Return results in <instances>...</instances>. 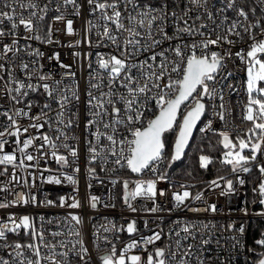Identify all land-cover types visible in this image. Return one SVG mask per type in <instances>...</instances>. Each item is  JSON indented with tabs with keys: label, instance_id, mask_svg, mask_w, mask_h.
I'll use <instances>...</instances> for the list:
<instances>
[{
	"label": "snow or ice",
	"instance_id": "1",
	"mask_svg": "<svg viewBox=\"0 0 264 264\" xmlns=\"http://www.w3.org/2000/svg\"><path fill=\"white\" fill-rule=\"evenodd\" d=\"M191 7H186L182 14L176 11L169 12L167 0L160 7L152 5H144L140 0H87L90 6V15L96 19L88 20L86 22L84 41L89 46L92 45L90 34L95 30V35L101 40H107L115 45L117 49L122 46L120 44V37L116 33L126 34L124 38L123 50L120 56L117 55H98L97 65L98 70L89 76V87L87 91L86 109H87V122L85 129L94 138L88 140L90 161L95 162L98 158L101 163H107L109 157H115L112 163L120 167H127L134 173H141L145 169L156 171V165L164 158V134L170 131L177 120L178 112L181 105L191 101V108L183 116V122L180 126L179 135L175 141L174 154L172 160H179L188 144V140L192 134V130L196 122L200 119L205 111V103L202 102L205 97L210 100H215L217 96L223 100L222 94L213 86L217 79V75L225 65L223 63L225 56H231L230 52L221 55L218 52L206 51L210 46H219L221 41L233 44L234 41L228 39L227 35H217L216 39H204L202 41H193L192 43L183 42L185 35L194 37L196 35L204 36L200 32V28H205L207 25L201 23L196 24V20H201V14L197 11L204 8L207 13L208 19H212V13L207 10L208 0H187ZM52 0H48L51 4ZM259 3L264 4V0H259ZM48 4L43 7L39 5L37 0H11L8 3L4 2V6L8 7L10 11L0 12V38L5 36L12 37L10 44H4L2 51H0V61H5L11 67L7 69L8 79L4 80L3 73L5 66L0 63V97L7 94L8 100L13 104L23 103L28 97L30 92H38L41 89L43 94H46L49 100H54L58 107L52 108L51 103H44L41 113L37 116H30L29 113L33 104L29 102L25 105L28 111L23 108L17 109L14 114L9 111H4L0 115L6 116L10 125H8L7 132H0V153L3 152L4 144L7 142L3 138L6 135L16 136L17 144H20L19 136L21 131L28 132V128L21 127L17 122L16 117H28L30 120H43V123H31L29 127L42 129L45 124H48L57 135L55 137L49 135H42L39 137H32L23 141L19 151L23 154L24 159H21L19 165L16 164L17 157L14 154L0 155V165H12L13 167H23L24 160L33 161L38 159L32 154L27 153L26 150L33 146L34 140L40 139L43 144L37 146L42 149L45 145L51 149L50 155L61 164L62 167H67L70 163H74L75 158L78 156L76 148L68 144L66 141L70 138L67 129L73 127L74 124L78 126V113L72 112L70 105L79 102L80 94L78 85L65 84L64 80L68 77H75V73L71 71V66L60 62L59 54H55L50 59H55L60 68L65 69L61 74V79L56 80L51 73H44L42 65H39V58L43 57V53L38 49L26 51L25 46H19L18 29L22 26L26 33L32 35H25V40H37L42 43H53L52 27L48 26L47 32L40 34V22L44 20L45 16L50 11ZM237 0H224V7L220 9L224 12L227 9H235L237 16L242 17L243 20H234L228 27L227 32L237 37L241 36V32L237 29H242L247 33L253 41L249 50L237 53L242 61L247 64V93L249 101L246 106L245 119L252 122V127L243 136L238 137V142L234 143L226 132H221L222 143L224 148L228 151L224 155L223 163L231 165V170L234 173L249 172L250 165L257 161V156H264V39H257L255 33L252 31L254 28H259V23L251 24L248 21V12L243 7H236ZM123 5V12L121 11ZM131 6V11H129ZM71 7L72 14L79 16L81 5L78 0H57V6L53 9L56 16L53 17L54 21H65V32L67 35H77L73 28V21L66 19L67 9ZM21 10H27L28 15L22 14ZM196 11V17L193 20L190 13ZM253 14L255 9L251 10ZM126 13V14H125ZM172 20L173 34L169 35L166 30L169 20ZM226 22L228 17L224 16ZM127 21V24L125 23ZM192 20V23H189ZM7 21L10 25V30L5 31L2 25ZM114 26L115 32L111 26ZM58 31V30H57ZM264 34V29H261ZM159 36V39H157ZM180 41L175 45H171L166 50L154 52L150 56V60L140 63L131 62V57L135 56L138 52L144 50L141 41H145L147 50H152L154 47L161 45L164 41ZM81 41H76L74 44L68 45L69 47L78 46ZM197 50L200 54L197 55ZM22 51H26L29 56H34L37 59L30 63L20 57L19 63L16 64V59ZM11 53V56L8 54ZM170 53L174 59H170ZM159 57V63H156ZM171 65V69H169ZM91 67V64H89ZM19 68L20 72L24 74L21 79L16 75L15 69ZM102 70V71H101ZM135 70V72L133 71ZM172 73L176 74V79L172 78ZM228 75H231L229 73ZM167 77V80H165ZM33 79L37 83H32ZM124 89L120 92L119 89ZM155 94L153 95V91ZM199 90V91H198ZM195 93V95H193ZM149 99H154L159 109V114L155 115L154 119L147 120L146 124L143 123L144 113L140 110L145 106ZM122 105L123 107H119ZM2 107V106H0ZM220 108L223 109L224 105L221 104ZM47 110V111H45ZM55 111V117L50 121L48 119L51 112ZM217 115L221 120L224 119V113L218 112ZM140 124V127L134 125ZM123 127L128 136L120 137V128ZM12 129H15L14 131ZM255 138V141H254ZM106 143H101V141ZM57 141H61L57 143ZM64 149L67 155L60 154V149ZM245 149H248L249 154L244 155ZM69 157L72 158L70 162ZM208 156L200 157L201 167L207 168L211 163ZM6 171V169H5ZM74 172H79V168H74ZM89 173L95 171L93 168L88 169ZM259 171L264 176V166H259ZM2 174V173H0ZM164 175H160L159 179H164ZM221 179H224L221 177ZM12 180L16 183L27 184V181H22L13 175ZM66 181L69 184L76 185L77 180L73 175H61L56 177H48L46 182L50 184H61ZM213 185L219 187L217 181L211 182ZM242 185L243 179L239 180ZM123 187L126 194L123 197L125 204L132 208L131 200L137 197H144L153 199L157 195V182L155 180L140 181L135 183L133 191L128 192L129 182L124 181ZM186 187V186H182ZM226 188L228 192H233V182L226 181ZM262 197L259 201L264 205V180L258 185L256 189ZM0 191L10 192L11 189L7 186L0 188ZM160 195H164L161 191ZM225 194L224 192L221 193ZM16 199L12 201H5L0 203V208H7L10 206L28 205L35 203V197L30 192H17L15 193ZM98 197H90V206L97 207ZM173 199L175 207H186L189 211L199 212V208H191L186 205L188 199L199 201L202 199V194L197 193L194 196L185 190L182 193H174ZM66 203V198L61 197L59 206L63 207ZM55 206L51 200L45 202V206ZM70 208H79V200L72 198V202L68 205ZM157 207H153L148 211L155 212ZM205 211L216 212V206L210 205ZM245 213L247 214L246 210ZM264 215V213H261ZM70 219L75 221L77 225L82 223V220L77 215H71ZM177 223H180L179 221ZM104 231H121L123 228H116L115 225H105ZM207 229L208 225L202 226ZM234 227V226H230ZM29 230L33 241L31 243L22 244L20 242L8 243V234H19L20 229ZM196 225L193 223H185L179 231H176V236H180V232L187 235L181 239H187L188 236H193V229ZM128 233L136 231L135 221H132L126 228ZM238 232L243 233V227L237 229ZM53 240H48L43 231H37L32 225L28 216H23L16 220L14 216H9L7 221H0V247L11 249L8 253L10 259H5L0 256V264H72V257H79L84 264H88L90 254L87 247L84 246L80 231L76 230L74 226L69 227L67 233L52 232L50 233ZM75 236V241L71 240H56L60 236ZM96 239L100 237L97 235ZM161 239V233L157 232L148 238H141V241H134L129 243L119 256L116 255V248L113 245L107 253L102 256V264H172L176 261L180 249L183 247L181 240L176 241V252L171 251V246L165 248L154 249V254L150 253L147 259L144 260L140 255H131L128 253L135 249L137 246L144 244L150 245ZM106 243H111L107 238H104ZM207 243V241H204ZM261 246H264V239L257 241ZM71 245V247H69ZM79 246V247H77ZM98 251L99 244L95 245ZM41 249H45L44 252ZM58 249H67L66 251H58ZM147 250L146 248L144 249ZM167 253V255H166ZM191 253V248L184 249L183 256L187 257ZM177 264H187L186 259H181ZM259 264H264V259L259 261Z\"/></svg>",
	"mask_w": 264,
	"mask_h": 264
},
{
	"label": "built area",
	"instance_id": "2",
	"mask_svg": "<svg viewBox=\"0 0 264 264\" xmlns=\"http://www.w3.org/2000/svg\"><path fill=\"white\" fill-rule=\"evenodd\" d=\"M5 0H0V12L10 11L8 7L4 6ZM11 3V0H7ZM39 5L43 7L48 4V0H37ZM165 0H140L141 4L152 5L154 7H160ZM169 6V12L176 11L182 14L186 7H191L187 0H167ZM81 5L80 15L76 16L72 14V9H67L66 19L73 21V28L77 32V35H67L65 32V21H54L53 17L56 13L53 9L57 6V0H52L51 4H48L50 11L45 16L44 20L40 22V34L47 32L48 26L52 27L51 39L53 43H42L37 40H25V35H32V33H26L21 26L18 29L19 46L26 48V51L38 49L44 55L39 58V65H42V71L44 73H51L56 80L61 79V74L65 72V69L60 68L58 62L55 59H50L55 54H59L60 62L71 66V71L75 73V77H68L64 80L65 84L78 85L80 100L79 102L73 101L70 105L72 112L78 113V126L73 125L72 128L67 129L68 136L70 137L66 142L77 149L78 156L75 158L74 163H70L67 167H62L55 158L51 157V149L44 146L40 149L37 146L43 144L40 139L34 140L33 146H30L26 152L32 154L38 159L33 161L24 160L23 167L12 165H0V188L7 186L11 189L10 192L0 191V203L5 201H12L16 199L15 193L17 192H30L35 197V203H29L28 205L10 206L7 208H0V221H7L9 216H14L17 221L23 216H28L34 228L37 231H43L45 237L48 240H53L50 233L62 232L67 233L69 227L74 226L76 230L80 231L84 246L88 248L90 254V260L88 264H102L100 259L104 256L108 250L114 245L116 248V255L119 256L121 251L134 241H141V238H148L155 233H161V239L150 245L141 244L128 253L131 255H140L144 260L150 253L154 254V249L165 248L171 246V251L176 252V241L181 240L183 247L180 249V253L176 257V261L172 264H177L181 259H186L187 264H256L252 256V250L248 240V226L253 220H264V209L259 202L261 196L256 190L264 176L259 171V166H264V156L258 155L257 161L250 165V171L247 173L238 172L225 173L217 176L205 183H186L173 185L167 175L165 174V168L168 162V158L164 155L161 162L156 165V171H150L149 169L143 170L137 175L125 174L129 169L120 167L112 163L115 157H109L107 163H101L98 158L95 162L90 161L88 140L94 141V138L85 129L87 122V91L89 87V76L94 74L98 70L97 56L98 55H117L120 56L123 50L124 38L126 34L116 33L120 37L121 48L117 47L111 42L104 40L101 41L96 35L95 30L90 34L92 45L89 46L84 41L86 22L88 20L95 21V17L90 15V6L87 0H78ZM224 7V0H208L207 10L212 13V19L209 20L204 8H200L197 11L201 14V20H196V24L201 23L207 25L205 28H200L199 31L205 35H196L189 37L185 35L183 42L192 43L193 41H202L204 39H216L217 35H227L228 39L234 41L233 44H228L221 41L219 46H210L206 51L218 52L224 55L227 52L231 53V56H225L223 61L225 67L220 70L217 75V79L213 86L222 94L223 100L217 96L215 100H210L207 97L204 98L205 113L196 128V132L201 135L219 134L226 132L230 139L239 137L242 134L248 132L252 127V122L245 119L246 106L249 101V95L247 93L246 86V66L247 64L237 56V53L247 52L250 44L253 42L247 33H244L242 29H237L241 32V36L237 37L227 32L228 27L234 20H243L242 17H238L235 9H227L221 12L220 9ZM237 8L243 7L248 12V21L246 23L257 24L259 28H254L252 31L255 33L257 39H264V34L261 33V29H264V4L259 3V0H237ZM255 9V13L251 11ZM22 14L27 16V10H21ZM121 11L123 12V5H121ZM131 11V6H129ZM126 14V13H125ZM197 12L193 11L190 16L194 20ZM224 16L228 19L225 22ZM127 24V21L125 20ZM192 23V20H189ZM111 26V25H110ZM5 31L10 30V25L7 21L2 25ZM115 32L114 26H111ZM58 30V31H57ZM166 30L169 35L173 34L172 20L170 19L167 24ZM159 39V36H157ZM12 37L5 36L0 38V51L3 49L4 44H10ZM76 41H81L78 46L69 47L68 45L74 44ZM180 41H164L161 45L154 47L151 51L147 50L145 41H141L144 46V50L138 52L135 56L131 57V62L140 63L148 61L153 63L149 58L154 52L168 49L171 45H175ZM26 51H22L16 59V64L19 63L20 57L24 61L29 62L30 66L33 60L37 58L29 56ZM170 59L174 57L170 53ZM200 52L197 50V55ZM11 56V53L8 54ZM5 66L4 80L8 79L7 69L11 67L7 62L0 61ZM156 63H159V57ZM91 64V67H89ZM171 69V65H169ZM16 75L21 79L24 78V74L20 72L19 68L15 69ZM102 71V70H101ZM135 72V70H133ZM231 73V75H228ZM172 78L176 79V74L172 73ZM167 80V77H165ZM32 83H37L33 79ZM3 81H0V85ZM120 92H124V89H119ZM199 91V90H198ZM155 94V90L152 93ZM195 95V93H194ZM31 102L33 104L30 116H37L41 113L44 103H51L52 108L56 109L58 105L54 100H49L46 94H43L41 89L38 92H30L28 97L23 103L13 104L8 100L7 94L0 97V113L9 111L10 114H14L17 109L25 108V105ZM223 104L224 108L221 109L220 105ZM123 107L122 105H118ZM191 108V101L186 103L180 109L177 117L176 126L181 123L183 116ZM143 113V123L146 124L147 120L152 119L158 112V106L154 99H149L145 106L140 109ZM47 111V110H45ZM224 113V119L221 120L217 115L218 112ZM55 117V111L51 112L48 119L51 121ZM21 130L28 128V132L21 131L19 136L20 144H17L16 136L6 135L3 139L7 141L4 144L2 154H14L17 157L16 164L19 165L21 159H24L23 154L19 151L23 141L32 137H39L42 135H49L55 137L57 133L50 128L48 124L42 129H36L29 127L31 123H43V120H30L28 117H16ZM251 122V124L249 123ZM6 116L0 115V132H7L8 125H10ZM248 125V128H247ZM140 127V124L134 125ZM13 131L15 129H12ZM128 132L121 127L120 137L128 136ZM222 138V136H221ZM255 141V138H254ZM61 141H57L60 143ZM101 143H106L101 141ZM60 154L67 155L64 149H60ZM70 162L72 158L69 157ZM79 168V172H74V168ZM95 169L94 172L89 173L88 169ZM6 169V171H5ZM73 175L77 184L74 186L62 181L61 184H50L46 180L48 177H56L61 175ZM253 174V175H252ZM13 175L22 181H27V184L16 183L12 180ZM160 175H164V179H159ZM254 179L252 181V177ZM223 177L224 179H221ZM243 179L244 183L241 185L239 180ZM155 180L157 182V195L153 199H147L142 196L131 200L132 208L136 211H132L131 208L125 204L123 197L126 194V190L123 187V182H129L128 192H131L135 188V183L140 181ZM231 180L233 182V192H228L226 188V181ZM217 181L220 185L217 187L211 182ZM122 184V185H121ZM121 185V187H120ZM186 186V187H182ZM188 190L193 196L197 193L202 194V199L199 201H193L188 199L185 203L190 205L191 208H199L201 211L194 212L187 210L186 207H175V201L173 199L174 193H182ZM163 191L164 195L159 193ZM224 192L225 194H221ZM250 195L252 200L250 201ZM98 197L97 207L94 209L90 206V197ZM66 198V203L63 207L59 206L60 198ZM79 200V208H70L68 205L72 202V198ZM51 200L55 203V206H45V202ZM210 205H215L217 211H205ZM260 206L261 209H256ZM153 207H157L155 212L148 211ZM245 210L247 214L245 213ZM71 215H77L81 218L82 223L77 225L75 221L70 219ZM135 221L136 231L134 233H128L126 231L127 226ZM180 223H177V222ZM185 223H193L196 228L193 229V236H188L187 239H181L187 234L180 232V236H176V231H179ZM207 224L208 228L205 229L202 226ZM105 225H115L116 228H123L121 231H109L105 232ZM234 226V227H230ZM243 227V233L237 231V229ZM100 239L97 240L96 236ZM107 238L111 243H106L104 238ZM56 240H71L75 241V236H60L56 237ZM33 237L29 230L20 229L19 234H8V243L20 242L22 244L31 243ZM207 241V243H204ZM99 244L100 251L95 247ZM0 244H3L0 241ZM71 247V245H69ZM79 247V246H77ZM191 248L189 256L184 257V249ZM147 249L146 251L144 249ZM67 249H58V251H66ZM11 251L9 248L0 247V256L5 259H10L8 253ZM42 252L45 249H41ZM167 255V253H166ZM72 264H84L79 257H72Z\"/></svg>",
	"mask_w": 264,
	"mask_h": 264
},
{
	"label": "trees",
	"instance_id": "3",
	"mask_svg": "<svg viewBox=\"0 0 264 264\" xmlns=\"http://www.w3.org/2000/svg\"><path fill=\"white\" fill-rule=\"evenodd\" d=\"M249 123L251 124V122ZM175 135L176 131L171 129L163 137L165 143L164 155L168 158L165 174L173 185L186 183L202 184L232 171L231 165L223 163V153L225 150L221 144V135H201L195 132L184 156L179 160L173 161L172 145ZM233 140L237 143L238 137H234ZM201 156H208L211 159L212 162L207 168L201 167ZM125 174L131 173L130 171H126ZM253 179L254 176L252 177V181ZM249 200H252L251 195ZM256 209H261V207L258 206ZM262 239H264V220L251 221L248 226V240L252 250L251 254L256 264H259V261L264 257V246L257 243V241Z\"/></svg>",
	"mask_w": 264,
	"mask_h": 264
},
{
	"label": "water",
	"instance_id": "4",
	"mask_svg": "<svg viewBox=\"0 0 264 264\" xmlns=\"http://www.w3.org/2000/svg\"><path fill=\"white\" fill-rule=\"evenodd\" d=\"M193 95H194V94H193ZM186 103H188V102H186ZM182 106H184V105H181V108H182ZM181 108H180V109H181ZM189 110H190V109H189ZM189 110H188V111H189ZM179 112H180V110H179ZM179 112H178V115H179ZM204 113H205V111H204ZM204 113L201 115L200 119L196 122V125H195V127L193 128V130H192V134H191V136H190V138H189V140H188V144H187V146L185 147L184 152L182 153L181 158L184 156L185 152L187 151V148H188V146H189V144H190V142H191V140H192V138H193L194 133L196 132V128H197L198 124L200 123V121L202 120V118H203V116H204ZM158 114H159V112H158L156 115H158ZM178 115H177V117H178ZM154 118H155V116H154L152 119H154ZM182 122H183V119H182L181 123L179 124V126L177 127V126H176L177 120H176L175 125H174L173 128H172L173 130H176V136H175V138H174V142H173V145H172V156H173V154H174L175 141H176L177 138H178L179 130H180V126L182 125ZM221 144H222L223 149H224L225 151H227L228 149L224 148V146H223L222 138H221ZM181 158H180V159H181ZM128 169H129V168H128ZM129 171H130V173H131L132 175H137V174H138V173H134V172H132L130 169H129ZM262 259H264V257H263Z\"/></svg>",
	"mask_w": 264,
	"mask_h": 264
},
{
	"label": "rangeland",
	"instance_id": "5",
	"mask_svg": "<svg viewBox=\"0 0 264 264\" xmlns=\"http://www.w3.org/2000/svg\"><path fill=\"white\" fill-rule=\"evenodd\" d=\"M249 50V49H248ZM247 50V51H248ZM246 86H247V66H246ZM262 87H264V84H262L261 85ZM176 131V130H175ZM176 136V135H175ZM228 151V150H227ZM227 151H225L224 153H223V160H224V155H225V153L227 152ZM244 155H248L249 154V151H248V149H245V152L243 153ZM264 180V179H263ZM262 198V197H261ZM263 206V209H264V205H262Z\"/></svg>",
	"mask_w": 264,
	"mask_h": 264
}]
</instances>
